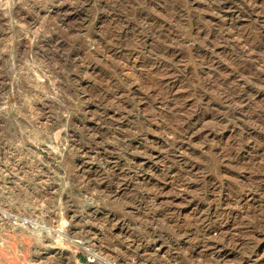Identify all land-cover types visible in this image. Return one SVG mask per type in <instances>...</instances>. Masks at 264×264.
I'll return each mask as SVG.
<instances>
[{
  "label": "rangeland",
  "instance_id": "374dc122",
  "mask_svg": "<svg viewBox=\"0 0 264 264\" xmlns=\"http://www.w3.org/2000/svg\"><path fill=\"white\" fill-rule=\"evenodd\" d=\"M0 212V264H264V0H0Z\"/></svg>",
  "mask_w": 264,
  "mask_h": 264
},
{
  "label": "bare ground",
  "instance_id": "6f19581e",
  "mask_svg": "<svg viewBox=\"0 0 264 264\" xmlns=\"http://www.w3.org/2000/svg\"><path fill=\"white\" fill-rule=\"evenodd\" d=\"M257 43H258V42H256V44H257ZM256 44H255V45H256ZM262 44H263V43H262ZM257 45H258V44H257ZM261 48H263V47H261ZM52 73H53V72H52ZM54 73H55V71H54ZM35 130H36V129H35ZM37 131H38V130H37ZM32 132H33V131H32ZM38 134H39V133H38ZM28 203H29V202H28ZM30 205H32V204H30ZM25 207H26V205H25ZM27 207H29V206H27ZM4 210H5V209H4ZM31 210H32V209H31ZM13 211H14V210H13ZM24 211H25V210H24ZM0 213H1V212H0ZM24 213H25V212H24ZM26 213H27V212H26ZM28 213H29V212H28ZM7 215H8V214H7ZM39 216H40V215H39ZM20 217H21V216H20ZM21 218H22V217H21ZM23 218H24V216H23ZM25 219H29V218L26 217ZM31 219H32V218H30L29 221H30ZM32 220H33V219H32ZM38 220H39V219H38ZM22 221H25V220L22 219ZM25 222H26V221H25ZM25 222H24V223H25ZM33 223H34V221H33ZM39 223H42V222H39ZM39 223H38V224H39ZM262 223H263V222H262ZM55 230H56V229H55ZM57 232H58V231H57ZM56 238H57V240L61 243V241H60V235L57 236ZM61 244H62V243H61ZM64 244H65V243H63V245H64ZM93 249H94V248H93ZM93 249H91V250H92V253L95 254V250H93ZM95 255H96V254H95ZM33 259H34V258H33ZM33 259H32V260H33Z\"/></svg>",
  "mask_w": 264,
  "mask_h": 264
}]
</instances>
